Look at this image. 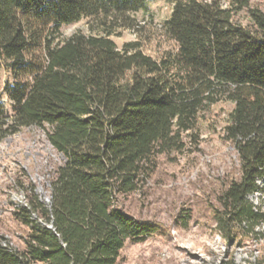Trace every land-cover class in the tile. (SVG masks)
I'll use <instances>...</instances> for the list:
<instances>
[{"label": "trees", "instance_id": "1", "mask_svg": "<svg viewBox=\"0 0 264 264\" xmlns=\"http://www.w3.org/2000/svg\"><path fill=\"white\" fill-rule=\"evenodd\" d=\"M169 1L163 31L176 51L154 60L110 38L133 28L149 0H0V142L41 129L60 157L47 198L17 180L25 203L12 216L27 234L22 248L0 242V264H119L127 242L162 234L121 201L221 101L233 104L222 138L234 145L239 178L218 195L216 229L264 240V212L247 200L264 180V10L250 0ZM83 18L96 34L62 37Z\"/></svg>", "mask_w": 264, "mask_h": 264}, {"label": "rangeland", "instance_id": "2", "mask_svg": "<svg viewBox=\"0 0 264 264\" xmlns=\"http://www.w3.org/2000/svg\"><path fill=\"white\" fill-rule=\"evenodd\" d=\"M264 10V0H250ZM224 6L226 0H222ZM169 0H149L148 10L134 15L131 29L119 30L111 40L121 50L127 43H138L143 54L154 60L176 51V44L164 34L163 25L172 11ZM243 25L246 21H241ZM76 32L96 34L95 24L87 18L61 29L63 38ZM8 76L0 79V92ZM1 102L9 111L8 102ZM233 104L221 101L204 111L193 132L184 135L182 151L157 157L155 171L146 185L121 201L122 208L143 221L159 222L165 228L144 242H127L119 264H253L264 256V240L238 230L232 239L218 234L214 209L218 195L239 178V162L234 145L223 140V129ZM60 157L53 153L41 129L26 128L0 142V242L12 248L23 247L27 229L12 216L14 208L25 203L26 187L31 182L42 189L47 173ZM259 192L247 197L250 204L264 212V180ZM261 231L263 228L255 229ZM40 264V263H36Z\"/></svg>", "mask_w": 264, "mask_h": 264}, {"label": "water", "instance_id": "3", "mask_svg": "<svg viewBox=\"0 0 264 264\" xmlns=\"http://www.w3.org/2000/svg\"><path fill=\"white\" fill-rule=\"evenodd\" d=\"M37 191L42 194V189L40 187L37 188ZM50 228H51V226H50Z\"/></svg>", "mask_w": 264, "mask_h": 264}]
</instances>
